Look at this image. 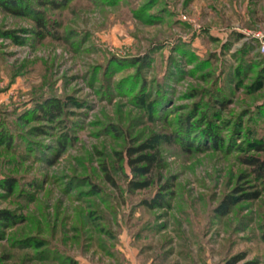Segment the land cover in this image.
<instances>
[{
    "label": "rangeland",
    "instance_id": "1",
    "mask_svg": "<svg viewBox=\"0 0 264 264\" xmlns=\"http://www.w3.org/2000/svg\"><path fill=\"white\" fill-rule=\"evenodd\" d=\"M22 1L0 0V264H264L243 162L264 159V0Z\"/></svg>",
    "mask_w": 264,
    "mask_h": 264
},
{
    "label": "trees",
    "instance_id": "2",
    "mask_svg": "<svg viewBox=\"0 0 264 264\" xmlns=\"http://www.w3.org/2000/svg\"><path fill=\"white\" fill-rule=\"evenodd\" d=\"M2 1L4 5L10 4V5L22 6V4L20 3H23L22 0H2ZM37 1L40 6L47 5L53 9H57L62 5V1L59 2L56 0H37ZM36 110H37V115H36L37 118L51 119L52 117H57L60 114L61 106L60 103L48 99L38 104L36 106ZM208 131L209 133H211L210 127L208 128ZM214 139H216V135L214 136ZM255 149L264 151V143L257 145ZM146 160L148 161V163L145 168L142 169L135 167L134 169L140 171L143 170L145 172L148 171V168L152 167V158L146 157ZM134 161L135 159L130 160V162H134ZM243 162H245L250 167L251 171L264 182V159L258 156H249V157H244ZM106 177L108 178V180H110L108 176ZM257 195H258V190L252 193H244L239 196L226 195L222 198V200L216 207V210L221 215H224L229 211L230 207L234 205L236 202L242 199H252L257 197ZM241 257H242L241 255H235L233 257H230L223 264H235Z\"/></svg>",
    "mask_w": 264,
    "mask_h": 264
}]
</instances>
